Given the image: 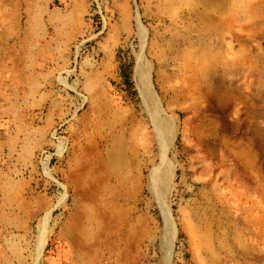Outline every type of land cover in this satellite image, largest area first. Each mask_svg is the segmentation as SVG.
<instances>
[{"label": "rangeland", "instance_id": "rangeland-1", "mask_svg": "<svg viewBox=\"0 0 264 264\" xmlns=\"http://www.w3.org/2000/svg\"><path fill=\"white\" fill-rule=\"evenodd\" d=\"M0 264H264V0H0Z\"/></svg>", "mask_w": 264, "mask_h": 264}, {"label": "bare ground", "instance_id": "bare-ground-1", "mask_svg": "<svg viewBox=\"0 0 264 264\" xmlns=\"http://www.w3.org/2000/svg\"><path fill=\"white\" fill-rule=\"evenodd\" d=\"M238 83L239 85H237ZM221 84L222 83L220 81L219 82L217 81V87H216L217 90L209 94L210 102L213 105L216 104L217 107H222L227 101V98L224 95L221 96V94L218 92V90H220V87H222ZM228 85L229 86L237 85L239 87V90H237L236 93H234L235 95L234 97L238 99L239 98L245 99L242 103V105L244 106V110H246L249 114L251 113V116L253 117V112H251L253 110L251 104H253L258 99L259 97L258 93H260L263 86H258L259 87L258 89L257 88L249 89L246 81L240 79H237L236 81L233 80L232 83H228ZM216 106H212L211 109H214V107ZM165 123L167 122L165 121ZM158 124L161 126L162 122L159 120ZM196 179L199 180L201 178L196 176Z\"/></svg>", "mask_w": 264, "mask_h": 264}]
</instances>
